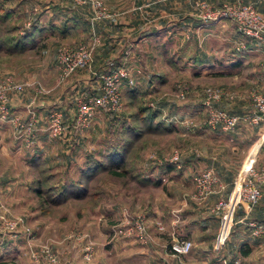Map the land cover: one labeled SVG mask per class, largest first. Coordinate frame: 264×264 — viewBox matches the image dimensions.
I'll use <instances>...</instances> for the list:
<instances>
[{"label":"crops","instance_id":"0c3cea01","mask_svg":"<svg viewBox=\"0 0 264 264\" xmlns=\"http://www.w3.org/2000/svg\"><path fill=\"white\" fill-rule=\"evenodd\" d=\"M238 2L254 8L264 18V0ZM140 8L136 13L122 11L106 27H101L100 22L98 31L108 32L109 41L95 50L93 72L127 67L134 85L129 87L125 81L121 82L122 94L135 90L138 95L167 86L169 77L163 79L160 71L173 72L176 80L188 82L192 90L186 101L168 110L171 101L165 98L162 112L166 109L167 117L162 119L160 114L164 125L172 124L161 135L173 134L180 143L173 148L165 143L155 149L144 147L133 161L140 177H111L104 182L106 185L102 183L100 198L92 211L82 213L81 229L100 243L96 249L99 264L105 260L112 262L115 256L121 261L147 264H264V185L259 201L248 212L239 206L230 208L231 223L221 245L217 244V236L222 223L220 211L215 208L219 200L230 201L233 183L245 177L247 168L258 169L263 164L264 126L240 123L234 130L223 132L200 123L206 111L200 94L202 87L220 88L223 92L220 108L237 115L250 110L255 96H264V37L262 41L246 37L228 19L199 22L191 0H169L157 7L142 3ZM43 12L35 18L36 28L43 30V34L32 48L11 53L0 50V78L36 81L49 90L46 95H37L32 87L23 93H10L7 114L0 115V215L5 212L8 216L20 215L31 226L39 229L44 226L49 228L47 232H52L62 223L43 221L27 202L31 195L27 175L31 158L42 161L62 183L76 180L81 169L95 166L117 145L119 123L128 122L129 116H117L110 135L103 127L106 119L98 113L84 131L75 128L72 122L75 103L92 92L95 81L90 82L89 75H81L86 70L91 73L88 67L59 82L52 45L57 42L81 45L85 18L81 16V8L67 0H50ZM10 19L16 21L18 17L11 14ZM32 53L49 54L50 60L32 70L22 66V56ZM154 61L159 63L154 66H159L152 67ZM31 71L30 76L24 77ZM52 110L61 112L64 128L62 135L54 139L47 130V115ZM29 111L34 115L35 125L32 143L27 146L10 118L27 120ZM174 149L178 151L176 164L169 159ZM206 171L217 177L219 187H213L214 192L204 198H197L194 178ZM123 207L145 220L148 237L143 241L134 236H113L104 250L101 242L112 234ZM90 215L103 220L91 222ZM155 224L162 229L158 230ZM256 227L261 229L256 232ZM175 238L191 243L187 254L177 257L170 254L169 245ZM0 241V264H21L23 251L19 242ZM13 254L16 259L6 261Z\"/></svg>","mask_w":264,"mask_h":264},{"label":"rangeland","instance_id":"374dc122","mask_svg":"<svg viewBox=\"0 0 264 264\" xmlns=\"http://www.w3.org/2000/svg\"><path fill=\"white\" fill-rule=\"evenodd\" d=\"M9 2H10V5H8ZM49 2L50 0H0V10L2 11L8 10L14 17L15 16L18 17L19 20L17 19L16 21H11V25H17V27L15 26L16 35H20V34H23L25 31H27L31 27V24L33 23V21H36L35 20L36 17H39L44 13L43 9L46 7L47 3ZM67 2L71 3L73 6L81 8V16L85 18V20H83V25H85V27H82L81 25V29H82L81 30L82 31L81 45H75L74 43H68L67 45V44L58 43V42L52 45L53 50L55 49L56 51L55 56H54L55 61L57 63L58 54L62 50H74L80 46L87 47L90 50V61L85 66L79 69L84 68L85 70L86 68L89 67V69H91V73L87 72L86 70V71H82L81 75H86V76L89 75V79H90L89 81L90 82L95 81V84H94L95 88L92 89V92H90L89 95H87V97H81V99H78V101L75 103V115L72 121L74 126H75V118L77 115L78 105H81V107L82 105L89 106L92 109L91 116L89 117L88 125L83 129L77 128L75 126L76 129H79L80 131L81 130L84 131L85 129L89 127L92 121H94L93 120L94 117L99 114V116H101L102 118L104 117V119H106L104 120L103 127L107 130V135H110V130L112 129L114 120L116 119L117 116L119 115H123V117L125 115L128 116L130 113L140 111L144 108L147 109L149 112L157 111L159 113V116L155 121L162 122L160 114H162V119L163 118L165 119L167 117L166 109L164 110L166 112L164 111L162 112V108L166 106V105L165 106L162 105L163 100L165 98L170 99L171 104L168 105L169 106L168 110H171L173 107H175V105H180V103L186 101V99L190 96V92L192 88L188 82H183V81L179 82L180 80L175 79V75L173 72L168 71V73H162L160 71L159 75H161L163 79H165L166 77H169L170 82L167 84V86L162 87V88L157 87V88L149 89L147 90L148 93L144 92L146 94H144L143 97L132 99V100L129 98V96L127 97L126 95L127 92H125L124 94L121 93L120 86H119L120 106L116 110L113 111V110L108 109L107 107H99V106L94 105L93 104L94 98L100 95V92H101L102 80L100 77L103 74L109 72L110 70H113V68H110L109 70L105 69V70L100 71L101 73L97 71L93 72V64H94L93 55H94L95 50L98 47L104 45V43H108L109 41L108 32L107 34H104L102 32L99 33L98 31L100 22H102L101 27H106L122 11H131V13H136L140 11L141 9L140 6L142 3L144 5H149L150 7H153V6L157 7L159 5L166 4L167 2H169V0H98V2L101 3V9L99 11L94 9L90 0H83L81 4H76L73 2V0H67ZM196 2H204L208 5V7L211 6L212 8H217L221 6L222 4H228V5H232L235 3L242 4L238 2V0H236V2H231V0H222L221 2L220 0V2L218 3L217 2L210 3L208 2V0H191V7H192V10L194 11V14L199 19V22H203V23L215 22L218 20L204 21L201 17L205 13H202V11L200 12V9L195 6ZM245 6H248V5H245ZM228 20H231V19H228ZM231 21L235 24L233 20ZM42 45H46V43ZM43 48H46V47H43ZM22 57H23L22 58L23 61L21 62V65L29 67L31 70L35 69V66L40 65L41 63L49 62L50 60L49 54L47 56L46 54L38 55L37 53H32V54H29L28 56H22ZM168 60L169 62H171L170 64H172V59L169 58ZM98 62L101 63L100 61ZM154 64H159L158 61L157 63H155L154 61V63L151 66L152 67L159 66V65L154 66ZM162 65L164 66L166 64H162ZM75 71L72 74H74ZM58 72H59V69H58ZM32 73H33L32 71L29 73H26L24 77H28L30 76L29 74H32ZM72 74L69 75L64 80H67L68 78H70ZM5 78H9L14 83L20 84L23 87L20 93H23L26 89H29V87H32L37 95H46L47 93H49L48 89L41 87L40 85L37 84L36 81L33 82L34 83L33 85L27 86V81L19 82V81L14 80L11 76L2 77L0 78V81ZM57 80H58V75H57ZM125 83L129 87H132L134 85V81L132 85H128L127 82ZM38 88H42L45 92L44 91L40 92L39 90H37ZM206 89L219 90L221 91V93H223L222 90L218 88L217 86L202 87L200 89V94L202 95V99H203L205 107H206L205 101L207 98L205 94ZM9 94L7 95L8 97H9ZM222 97L223 95L221 94L218 98L209 100V105L216 110H223L220 108V102L223 99ZM174 101L178 104H175ZM52 111H50L47 116H49V114ZM223 111L231 115H237V114H232L226 110H223ZM252 111H253V105L251 104L250 110L245 114H250L252 113ZM204 115L205 117L200 123L207 125L206 124L207 111H204ZM24 121H25L24 119L21 120V122H24ZM47 122H48V117H47ZM171 125L172 124H170V126ZM258 125L260 126V124ZM119 126H122V124L119 123ZM140 127L145 128L146 126L141 124ZM262 128L264 130V127ZM223 132H226V131H223ZM109 139H111V137H109ZM143 141L144 143L145 142L148 143L147 148L149 149H155L158 146V144H163V143H165L166 145L169 144L173 148L176 145H179L180 143V141H178V138H176V136H173V134L172 135L164 134L162 136L161 133L152 132V131H150L149 134L144 135ZM174 153H176L178 157V151L174 149L169 159L174 155ZM49 172L52 174V176L49 179L48 183L40 186L41 195H38V197L35 195H29L27 202L29 203L30 208L32 209L34 208V210L37 212V216L40 219L46 222L48 221L56 222L57 221V222L62 223V226H60L59 228L58 227L54 228L55 230L52 232H47L49 229L47 227L43 226L42 229H39L33 225L31 226L30 222L28 221L26 223L23 216H20V215L8 216V214L5 212L4 213L5 217L0 215V225L2 226L7 225V228H8V225H11L14 222L17 224L14 229L15 232H12L13 230L10 231L9 233L5 232L6 228L4 230L5 233H3V231H0V240H4L5 242L16 240L19 242V244L21 245V251H23V260L21 264H99L98 256H96V249L98 247V244L100 243H98L97 240L94 239L92 234H89L88 232H85L81 229L82 213L83 211H86V210L90 212L92 211L93 209V206L91 204L92 199H87V200L83 198L73 199L71 196L68 195L69 199H67L65 203H61L59 206H54L48 203L49 197H51L53 194L49 192L48 190L43 191V189H47L46 187H50V186H53L54 189L56 188L58 189L62 185H65L64 183H66V181L62 183L61 182L62 179L58 178L56 174L53 173L52 170H49ZM27 175L30 179V183L28 184V189L31 184V181L34 178H37V179L41 178V175L37 172V169L31 168V167L28 169ZM102 175L103 176L100 177V181H97V184L99 186L102 183L104 184V182H109L111 179V176H108L106 174H102ZM90 191H93V189H90ZM41 200L44 202H42ZM38 206H40L45 212H47L48 215L41 214ZM69 215H71L72 218L69 219ZM90 216L91 217L88 219L89 221L98 222L95 216H92V215ZM111 236L112 234L110 236H107L105 240L101 242L104 250L106 246L110 245ZM0 248H1V245H0ZM48 257H53L54 262H50ZM108 257H110V255H106V258ZM11 258L12 260L16 259L15 255L13 254L11 255L10 258H7L6 261L11 262ZM104 264H147V263H144V262L135 263L131 260L128 262L123 261V260L121 261L118 259V256H115L112 262L111 260L110 262L108 260L107 261L105 260ZM158 264H162V263H158Z\"/></svg>","mask_w":264,"mask_h":264},{"label":"built area","instance_id":"2783aa9c","mask_svg":"<svg viewBox=\"0 0 264 264\" xmlns=\"http://www.w3.org/2000/svg\"><path fill=\"white\" fill-rule=\"evenodd\" d=\"M76 4H81L83 0H73ZM94 9L100 10L101 3L98 0H90ZM195 6L200 9V12L205 13L201 18L204 21H214L219 19H231L239 32L251 39L262 41L264 37V18L261 17L250 6H245L239 3L232 5L222 4L217 8H212L204 2H196ZM90 61V50L87 47H78L74 50H62L57 57L58 65V81L61 82L76 69L85 66ZM101 92L100 95L94 98L93 104L99 107H107L110 110H116L120 106L119 86L122 81L132 85L133 81L129 77V70L126 67H118L103 74L101 77ZM34 83H27L31 86ZM23 87L20 84L14 83L9 78L0 81V115L7 114V100L9 93H20ZM37 90L44 91L42 88ZM45 92V91H44ZM206 124L209 127L218 126L221 131H232L238 124L246 123L249 125L264 126V96H255L252 102L253 111L250 114L231 115L223 110H216L209 105V100L218 98L222 93L219 90L206 89ZM92 109L89 106L78 105L77 115L75 118V126L77 128H85L88 125L89 117ZM28 119L21 122L18 118H10L15 131L20 133V137L24 140L25 145L32 143L35 118L32 112H28ZM48 134L51 138H59L63 133L62 114L60 111L53 110L48 116ZM177 154L170 158L171 163L177 162ZM164 180V179H162ZM194 184L197 190V198H204L207 194L213 193V187H219L218 179L210 171L200 173L195 176ZM264 185V162L258 169L247 168L246 175L233 183V189L230 195V201L219 200L215 208L220 211V222L222 223V231L217 236V244L221 245L226 230L231 221L228 211L233 206L241 207L245 212H248L260 199L261 186ZM120 219L112 228V236H134L141 240H146L147 224L140 215L131 214L126 208L120 209ZM101 217L97 218L100 222ZM17 223L11 225H0V231L15 232ZM252 226V225H251ZM158 230L162 227L155 224ZM6 228V231L4 232ZM257 231L261 227H256ZM1 245V243H0ZM191 248V243L187 240L175 238L170 242L169 251L172 256H180L187 254ZM50 262H54L53 257H48Z\"/></svg>","mask_w":264,"mask_h":264},{"label":"trees","instance_id":"16d2710c","mask_svg":"<svg viewBox=\"0 0 264 264\" xmlns=\"http://www.w3.org/2000/svg\"><path fill=\"white\" fill-rule=\"evenodd\" d=\"M11 13L8 10H0V50H4L6 53L11 52H24L32 48L35 43L40 40V36L43 34V30L36 28V21H33L31 27L25 31L21 36L16 35V27L11 25ZM40 44V43H39ZM130 94V99H137L143 97L145 93L135 94V90L127 92ZM130 100V101H131ZM128 122H122L119 139L117 145L113 147L110 153L103 155L102 160L95 166H88L81 169L80 174L76 180H71L64 183L58 189H54L53 186L46 187L43 191H49L53 195L49 197L48 203L59 206L61 203H65L68 195L73 199H92V206L99 200V185L98 179L102 174H106L113 178L121 179L125 176L137 179L141 176V173L134 167L133 161L139 157L141 150L148 146V143H144V135L149 134L150 131L163 133L168 132L171 128L170 124H165L161 121H155L159 113L149 112L147 109L130 113ZM146 127H140V125ZM134 147V148H133ZM31 168L37 169V172L41 175V178H34L29 186V192L31 195H41L40 186L49 182L52 174L49 172V168L40 160L34 157L31 158ZM48 174V175H47ZM93 189V191H90ZM42 201V200H41ZM44 202V201H42ZM40 213L48 215L40 206Z\"/></svg>","mask_w":264,"mask_h":264}]
</instances>
